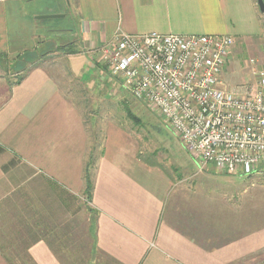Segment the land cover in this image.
<instances>
[{"label":"crops","instance_id":"crops-1","mask_svg":"<svg viewBox=\"0 0 264 264\" xmlns=\"http://www.w3.org/2000/svg\"><path fill=\"white\" fill-rule=\"evenodd\" d=\"M31 1H0V61L22 73L0 75V264H264V213L208 195L207 176L195 188L187 169L145 154L131 131L89 112L87 121L63 81L33 61L46 39L66 41L65 73L90 85L97 52L119 31L230 35L222 79L239 91L255 79L233 54L258 59L264 48L257 0H65L78 18L70 28L33 16L59 3L26 13Z\"/></svg>","mask_w":264,"mask_h":264},{"label":"built area","instance_id":"built-area-1","mask_svg":"<svg viewBox=\"0 0 264 264\" xmlns=\"http://www.w3.org/2000/svg\"><path fill=\"white\" fill-rule=\"evenodd\" d=\"M233 43L230 35L119 31L98 53L124 91L157 109L198 170L264 176V51L248 59L253 85L229 90L222 73Z\"/></svg>","mask_w":264,"mask_h":264},{"label":"rangeland","instance_id":"rangeland-1","mask_svg":"<svg viewBox=\"0 0 264 264\" xmlns=\"http://www.w3.org/2000/svg\"><path fill=\"white\" fill-rule=\"evenodd\" d=\"M24 1L26 2L27 0ZM56 3L60 4L61 11L53 14H61L63 16L39 17L37 19L41 23L48 25L49 28L75 27L78 18L74 15L73 6L69 5L65 0L31 1L26 3L25 12H32L33 14L34 11H43L47 5H55ZM44 14L52 13H42L33 16L37 17ZM261 20L264 22V12L262 13ZM56 39L54 38L53 41L50 38L49 40L46 39L39 50L35 51L33 61L37 63V59L41 58L40 63H44V65L50 67L54 75L56 74L63 81L62 88L66 92L65 94H68L73 102L80 107L85 116L84 119L87 120L88 117L86 116L89 112L97 116V123H101V125L119 126L124 130L131 131L130 133L137 137L138 144L141 146L140 149L145 154L152 153L156 160L169 169H187L191 176L189 179L193 178L192 182L195 188L199 186L200 182L204 188V180L202 179L204 176H207L209 183L205 191H208V195L215 194L212 192L217 191L219 195L221 193L225 195L227 203L233 202L236 204L239 201L240 204L238 205L241 206L242 211H248L250 209L251 211H257L258 215L264 213V176L260 175L246 179H238V177L230 175H213L215 178L213 180L212 175L206 174L207 172L212 173L211 164H207L204 169L198 170L199 165L197 161L191 155H188L189 153H187L181 142H179V139L169 129V125L159 115L157 109L146 104L142 98L134 97L124 91L119 81L111 77L107 72L106 67L100 60V53L97 52L96 60H93L95 73H92V71L86 73V76L89 75L90 80L93 82L90 85H85L80 79L66 74L63 68L65 56L59 47L61 44L64 45L67 42ZM237 45L238 47L240 46L239 43ZM262 51H264V48ZM233 56L239 69L248 67L250 54L245 49H242V52L234 53ZM23 63V70L30 67V63L25 62V60ZM3 65L7 64L4 60H1L0 75L10 76V74L15 73V76H13L15 80L21 76L22 73L14 72L11 66L7 68V73H5ZM250 86L243 85L239 91ZM1 91L2 95L6 94L4 88H1ZM99 127L98 125L97 128L99 129ZM181 174L183 175V172Z\"/></svg>","mask_w":264,"mask_h":264},{"label":"water","instance_id":"water-1","mask_svg":"<svg viewBox=\"0 0 264 264\" xmlns=\"http://www.w3.org/2000/svg\"><path fill=\"white\" fill-rule=\"evenodd\" d=\"M257 4H258V6L257 7H259V9H260V11L261 12H264V1L263 0H257ZM61 16H63V15H61V14H44V15H39V16H37L38 18L40 17V18H49V17H61Z\"/></svg>","mask_w":264,"mask_h":264},{"label":"trees","instance_id":"trees-1","mask_svg":"<svg viewBox=\"0 0 264 264\" xmlns=\"http://www.w3.org/2000/svg\"><path fill=\"white\" fill-rule=\"evenodd\" d=\"M30 55L31 54L28 53L27 56H30ZM20 70H22V68ZM87 171H88V167L86 168V172H85V186H86L85 192H86V194L89 195L90 189H91V185H90L91 182H90L89 172H87Z\"/></svg>","mask_w":264,"mask_h":264}]
</instances>
